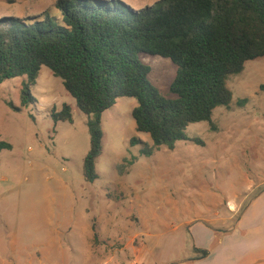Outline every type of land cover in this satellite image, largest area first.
Instances as JSON below:
<instances>
[{
	"label": "rangeland",
	"instance_id": "1",
	"mask_svg": "<svg viewBox=\"0 0 264 264\" xmlns=\"http://www.w3.org/2000/svg\"><path fill=\"white\" fill-rule=\"evenodd\" d=\"M56 1L0 0V20L45 11L60 19ZM120 1L138 11L160 0ZM139 59L161 96L175 99L177 67L159 57ZM24 81L0 84V141L12 146L0 153V264H40L41 254L51 261L42 264L174 263L197 244L192 225L216 213L236 219L263 188L249 190L247 182L264 180V58L227 79L233 99L214 111L216 130L193 124L188 141L149 157L129 144L137 136L152 148L135 131L137 102L118 99L102 115L94 183L83 177L88 117L45 67L31 88L34 103L22 107ZM63 105L72 108V123L54 126L51 111Z\"/></svg>",
	"mask_w": 264,
	"mask_h": 264
},
{
	"label": "trees",
	"instance_id": "2",
	"mask_svg": "<svg viewBox=\"0 0 264 264\" xmlns=\"http://www.w3.org/2000/svg\"><path fill=\"white\" fill-rule=\"evenodd\" d=\"M53 6L60 19L45 11L0 20V84L26 78L20 101L27 107L34 103L31 88L42 68L61 81L76 109L88 117L87 183L98 179L102 115L118 99L137 102L131 112L135 131L147 136L152 148L137 136L129 144L149 157L188 141L186 131L193 124L208 123L216 130L214 111L233 99L227 79L242 73L247 62L264 58V0H160L138 11L120 0H57ZM140 55L177 67L170 86L175 99L164 98L151 84V69ZM50 117L54 126L72 123V108L53 109ZM11 150L0 141V153Z\"/></svg>",
	"mask_w": 264,
	"mask_h": 264
},
{
	"label": "crops",
	"instance_id": "3",
	"mask_svg": "<svg viewBox=\"0 0 264 264\" xmlns=\"http://www.w3.org/2000/svg\"><path fill=\"white\" fill-rule=\"evenodd\" d=\"M247 185L249 190L263 188L248 201L236 219L221 217L219 213L213 219L202 218L191 226L197 244L189 255L180 261L162 264H264V180L254 184L249 179ZM193 249L209 253L202 257ZM37 260L40 264L51 262L48 254H41Z\"/></svg>",
	"mask_w": 264,
	"mask_h": 264
}]
</instances>
